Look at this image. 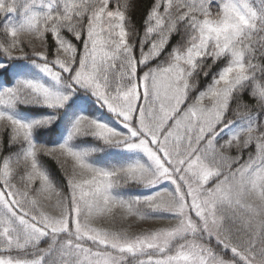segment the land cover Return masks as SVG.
I'll return each mask as SVG.
<instances>
[{"label": "snow or ice", "instance_id": "snow-or-ice-1", "mask_svg": "<svg viewBox=\"0 0 264 264\" xmlns=\"http://www.w3.org/2000/svg\"><path fill=\"white\" fill-rule=\"evenodd\" d=\"M136 8L0 0V264H264V0Z\"/></svg>", "mask_w": 264, "mask_h": 264}, {"label": "trees", "instance_id": "trees-1", "mask_svg": "<svg viewBox=\"0 0 264 264\" xmlns=\"http://www.w3.org/2000/svg\"><path fill=\"white\" fill-rule=\"evenodd\" d=\"M150 2H151V0H137V8L135 9V11L133 13L137 28H139L141 26V18H142L143 10ZM43 159L46 161V166L51 168L52 172L55 174V177H61V171H60L58 165L56 164V162L51 160L48 157H43ZM118 191L121 192V194L123 196H125V198H132L136 195L143 196V195L147 194L146 190L140 189V186H137V185H129L126 187H122V188L118 189ZM142 211L148 212V213H150L151 216H155V217H161V216L166 217L168 215V213H166V212H152V210L148 209L146 206H142ZM158 220H163V219H161V218H155V219L148 218V219H144V220H134L133 230L136 232H139L141 230L149 231L150 229H148V226H149L148 223L153 222V221H158ZM165 220H167V219H165ZM126 223L128 224V221H126Z\"/></svg>", "mask_w": 264, "mask_h": 264}, {"label": "rangeland", "instance_id": "rangeland-1", "mask_svg": "<svg viewBox=\"0 0 264 264\" xmlns=\"http://www.w3.org/2000/svg\"><path fill=\"white\" fill-rule=\"evenodd\" d=\"M172 188L173 186L171 184H168L166 186L158 185L155 188H151V189L140 187V189L146 190L147 194H152L153 192L157 190H171ZM46 210L50 212L52 211V209L50 207H47V205H46ZM168 223L169 221L165 219L153 221V222L148 223L149 224L148 229L154 230V229H158L161 227H165L168 225ZM97 226L111 227V225L107 221H104L102 223L98 221ZM126 226H127L126 221H121L119 224L116 225V227H126Z\"/></svg>", "mask_w": 264, "mask_h": 264}]
</instances>
